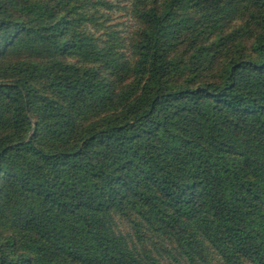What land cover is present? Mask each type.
Returning <instances> with one entry per match:
<instances>
[{"label": "trees", "instance_id": "16d2710c", "mask_svg": "<svg viewBox=\"0 0 264 264\" xmlns=\"http://www.w3.org/2000/svg\"><path fill=\"white\" fill-rule=\"evenodd\" d=\"M99 6L0 0V264H264V0Z\"/></svg>", "mask_w": 264, "mask_h": 264}, {"label": "rangeland", "instance_id": "374dc122", "mask_svg": "<svg viewBox=\"0 0 264 264\" xmlns=\"http://www.w3.org/2000/svg\"><path fill=\"white\" fill-rule=\"evenodd\" d=\"M108 3V7L99 6V13H103L105 15L106 20L103 21L105 28L99 32L102 34L108 30L117 31L118 36L121 37L123 41V48L121 51H125L128 53L129 47L128 44L131 38L134 36V32L138 28V21L134 16L133 11H131V0H105ZM241 20L238 19L237 23ZM104 38V35H102ZM117 227L121 232H130L128 226L121 220L117 219ZM166 244V243H164ZM163 245V244H162ZM164 246V245H163ZM167 251V252H166ZM160 253H162V257L164 260L173 261L172 257L169 255L170 253L174 254L173 247L165 246L163 249H160ZM180 264H188L186 261H179ZM215 264L218 263L214 260ZM220 264V263H219Z\"/></svg>", "mask_w": 264, "mask_h": 264}]
</instances>
